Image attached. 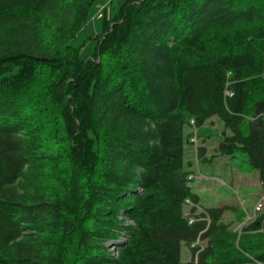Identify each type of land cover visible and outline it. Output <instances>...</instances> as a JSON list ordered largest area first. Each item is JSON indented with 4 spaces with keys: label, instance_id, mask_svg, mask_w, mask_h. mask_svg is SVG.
<instances>
[{
    "label": "trees",
    "instance_id": "obj_1",
    "mask_svg": "<svg viewBox=\"0 0 264 264\" xmlns=\"http://www.w3.org/2000/svg\"><path fill=\"white\" fill-rule=\"evenodd\" d=\"M98 2L0 0V264H264V210L237 241L185 161L219 136L264 192V0H124L81 57Z\"/></svg>",
    "mask_w": 264,
    "mask_h": 264
},
{
    "label": "rangeland",
    "instance_id": "obj_2",
    "mask_svg": "<svg viewBox=\"0 0 264 264\" xmlns=\"http://www.w3.org/2000/svg\"><path fill=\"white\" fill-rule=\"evenodd\" d=\"M123 1L99 0L90 16L89 22L86 23L80 35L73 42L74 45L84 42L81 57H90L94 52L96 41L89 37L94 34L97 37L100 36L103 11L105 10L106 19H109ZM100 14L101 17H98ZM211 123L213 124L211 128L219 134L222 129L221 124L216 118H212ZM191 131L190 143L188 142L185 145V161L189 164L192 171L188 177L192 180L190 184L191 190L197 195L201 207L209 205L224 208L221 221L232 232H236V240L238 241V236L241 234L243 226L253 222L264 210L262 205L264 192L258 183V173L249 168L245 156H239L232 161L225 156L217 154L214 150L221 137L216 136L202 144L196 138V130L193 127L189 130V132ZM199 145L204 146L206 149L202 160L196 156V148ZM200 206L195 205V210L197 211L196 208L201 209ZM189 208L187 205L185 206V215L188 213ZM124 222L130 225L127 220H124ZM252 238L255 237L252 236ZM122 239L124 238L122 237ZM236 240L235 247L237 246ZM204 243L205 241L202 240V246ZM108 246L113 252L117 253L113 244L109 243ZM190 258L191 253L188 247L182 246L181 260L189 262Z\"/></svg>",
    "mask_w": 264,
    "mask_h": 264
},
{
    "label": "built area",
    "instance_id": "obj_3",
    "mask_svg": "<svg viewBox=\"0 0 264 264\" xmlns=\"http://www.w3.org/2000/svg\"><path fill=\"white\" fill-rule=\"evenodd\" d=\"M98 17H101V14L98 15ZM190 122H191V124H193L192 121H190ZM185 203H186V205H187L188 207H191V206H192V204H191L187 199L185 200ZM193 207H194V206H193ZM190 209H191V208H189V210H190ZM196 209H197V211H196L195 208H194L195 211H194L192 214H189V213L186 214V215L188 216V217H187V219H188V223H193V222L197 219V218H195V215L198 214V213H200V212H201V209H199V208H196ZM189 210H188V211H189ZM203 221H205L206 224H209V217L206 216V215H204V217H203ZM190 247H191V248H196V249H195L196 255H195V253H194V257H193V264H196L197 254H198V252L203 248V246H202V240L200 241L199 237L196 238V240L190 244ZM113 253H114L115 256L117 255V253H115V252H113ZM257 264H258V263H257Z\"/></svg>",
    "mask_w": 264,
    "mask_h": 264
},
{
    "label": "crops",
    "instance_id": "obj_4",
    "mask_svg": "<svg viewBox=\"0 0 264 264\" xmlns=\"http://www.w3.org/2000/svg\"><path fill=\"white\" fill-rule=\"evenodd\" d=\"M207 207H212V206L207 205Z\"/></svg>",
    "mask_w": 264,
    "mask_h": 264
}]
</instances>
